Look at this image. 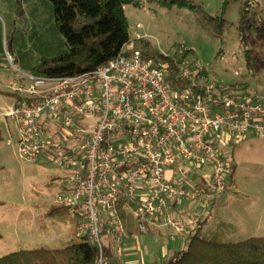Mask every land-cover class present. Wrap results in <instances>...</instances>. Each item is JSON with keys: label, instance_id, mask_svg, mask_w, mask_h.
Instances as JSON below:
<instances>
[{"label": "built area", "instance_id": "1", "mask_svg": "<svg viewBox=\"0 0 264 264\" xmlns=\"http://www.w3.org/2000/svg\"><path fill=\"white\" fill-rule=\"evenodd\" d=\"M142 40L137 33L80 75L23 73L0 113L17 128L22 161L60 166L56 203L75 219L76 236L99 248L97 264H111L106 244L130 239V216L141 234L163 226L173 240H191L202 221L189 216L192 206L206 215L234 188L231 149L264 138V95L215 80L186 48L145 55Z\"/></svg>", "mask_w": 264, "mask_h": 264}, {"label": "rangeland", "instance_id": "2", "mask_svg": "<svg viewBox=\"0 0 264 264\" xmlns=\"http://www.w3.org/2000/svg\"><path fill=\"white\" fill-rule=\"evenodd\" d=\"M142 1L143 8L128 6L126 15L131 39L137 33L143 36L136 46L145 55L192 50L215 80L225 85L245 84L264 95V33L255 30H264V0H230L223 16V40L205 23L210 17L221 16L224 0H189L197 7L193 11L178 6L168 10ZM20 5L24 14L18 17ZM241 7L248 10L244 19ZM0 35L4 55L0 89L7 98L14 97L8 86L22 82L23 73H30L43 59L67 52L49 0H0ZM0 127L4 129V140L0 141V258L39 247L65 248L81 243L72 234L75 219L56 203L64 188L58 178L63 174L60 166L22 161L15 136L9 143L7 122L0 119ZM10 127L16 131L12 120ZM230 152L236 166L229 178L234 188L217 199L204 235L226 243L264 237V138L249 136ZM196 206L188 214L203 220L205 215L197 212ZM55 207L59 209L52 211Z\"/></svg>", "mask_w": 264, "mask_h": 264}, {"label": "trees", "instance_id": "3", "mask_svg": "<svg viewBox=\"0 0 264 264\" xmlns=\"http://www.w3.org/2000/svg\"><path fill=\"white\" fill-rule=\"evenodd\" d=\"M53 5L55 25L64 37L67 52L54 58L43 59L42 63L30 71L39 77L62 78L80 75L98 69L116 58L124 45L131 39L130 25L126 8L134 6L143 8L142 0H49ZM162 8L171 10L174 6L195 10L196 5L189 0H148ZM230 0H224L220 17H210L206 26L213 27L219 38L223 40L225 15ZM249 5V2H247ZM241 19L248 10L240 8ZM16 14H24L23 6L17 7ZM241 30V29H240ZM256 32L264 33L260 27ZM0 35V69L4 68ZM186 55L195 56L192 50ZM248 87V85H245ZM234 152V151H233ZM234 161V153H231ZM236 171V166L230 177ZM214 201L204 219L197 227L186 247L176 251L162 263L154 264H264V237L251 238L238 243L218 242L207 235L203 229L209 223L215 211ZM64 207V206H63ZM63 207H60L61 209ZM59 208L55 207L52 211ZM110 259L114 258L113 243L103 247ZM100 250L87 241L65 248L53 249L39 247L30 251H20L0 258V264H97Z\"/></svg>", "mask_w": 264, "mask_h": 264}, {"label": "crops", "instance_id": "4", "mask_svg": "<svg viewBox=\"0 0 264 264\" xmlns=\"http://www.w3.org/2000/svg\"><path fill=\"white\" fill-rule=\"evenodd\" d=\"M5 93L0 89V113L9 108L13 102L14 97H4ZM6 95H9L8 93ZM2 121L8 124L7 134L11 138H16V146L18 141V132L16 126L11 130L10 119L0 117ZM4 140V129L0 127V141ZM17 151V150H16ZM2 168V166H0ZM62 176V175H61ZM61 176L58 178L60 179ZM130 239L125 243H113L114 258L113 264H154L162 263L171 257L176 251L183 250L187 245V238L177 237L172 239L173 230L169 227L152 226L146 234H141L138 230L135 220L130 216ZM76 226V225H75ZM209 227V223L203 229V233ZM211 228H209L210 230ZM72 234L76 236L75 228ZM59 249V248H53Z\"/></svg>", "mask_w": 264, "mask_h": 264}]
</instances>
